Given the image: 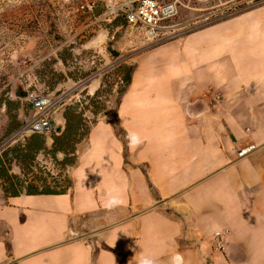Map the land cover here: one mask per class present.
Here are the masks:
<instances>
[{"label": "crops", "instance_id": "1", "mask_svg": "<svg viewBox=\"0 0 264 264\" xmlns=\"http://www.w3.org/2000/svg\"><path fill=\"white\" fill-rule=\"evenodd\" d=\"M251 143H264V3L142 53L65 192L0 188V264H264V150L237 154Z\"/></svg>", "mask_w": 264, "mask_h": 264}, {"label": "rangeland", "instance_id": "2", "mask_svg": "<svg viewBox=\"0 0 264 264\" xmlns=\"http://www.w3.org/2000/svg\"><path fill=\"white\" fill-rule=\"evenodd\" d=\"M128 1L0 0V152L26 143L33 135L12 139L31 112L27 91L64 94L57 116L62 118L71 111L81 117L83 132L100 119L115 122L129 67L134 69L140 55L158 45L148 40L143 30L129 25L119 8L109 9ZM177 3L178 14L171 23L184 35L264 0ZM39 135L50 148L53 133ZM7 157L11 173L23 177L19 160L12 153ZM33 164L46 167L53 175L61 172L43 151ZM29 169L24 178L40 183L36 180L41 176L39 168Z\"/></svg>", "mask_w": 264, "mask_h": 264}, {"label": "trees", "instance_id": "3", "mask_svg": "<svg viewBox=\"0 0 264 264\" xmlns=\"http://www.w3.org/2000/svg\"><path fill=\"white\" fill-rule=\"evenodd\" d=\"M132 72L133 68L129 67L127 77L125 78L126 86L130 82ZM125 88L122 90V93ZM39 93L48 94L44 92ZM27 103L29 104L28 101ZM59 119L61 120L59 129L57 133H53L52 135L50 148L45 146L43 138L40 139V133H32L33 135L26 143L0 152V188L7 196H17L21 193H61L70 187L71 182L66 169L75 163L76 147L86 137L90 127H87L85 132H83V127L81 126L82 118L71 113V111L65 112L63 117ZM42 151L50 156L54 165L61 167L62 173L53 175L46 167L33 164L36 156ZM9 153H12L14 158L19 160L23 177L11 173L10 159L7 157ZM58 153L63 155L61 159L57 157ZM30 166L39 168L41 176L36 177V180L40 181V183L30 182L24 178L25 170L30 171ZM48 178H50V181H48Z\"/></svg>", "mask_w": 264, "mask_h": 264}, {"label": "built area", "instance_id": "4", "mask_svg": "<svg viewBox=\"0 0 264 264\" xmlns=\"http://www.w3.org/2000/svg\"><path fill=\"white\" fill-rule=\"evenodd\" d=\"M118 8L124 13L126 22L143 30L145 37L153 43L161 44L180 34L179 31H175V26L171 23L178 14L177 0L166 2L130 0L120 7H109L112 12ZM218 97V94L213 96L215 99ZM26 99L30 104L31 112L12 135V139L23 138L32 133H57L59 129L57 112L64 104L65 95L62 93L59 95L42 94L31 90L27 91ZM257 149L264 150V143L259 145L251 143L239 149L237 154L238 157H243ZM214 235L216 247H222L220 232H215Z\"/></svg>", "mask_w": 264, "mask_h": 264}, {"label": "clouds", "instance_id": "5", "mask_svg": "<svg viewBox=\"0 0 264 264\" xmlns=\"http://www.w3.org/2000/svg\"><path fill=\"white\" fill-rule=\"evenodd\" d=\"M141 264H150V262L145 260V261H142Z\"/></svg>", "mask_w": 264, "mask_h": 264}]
</instances>
